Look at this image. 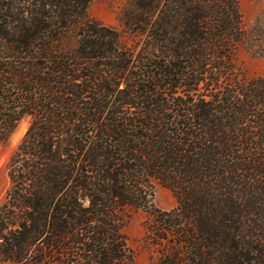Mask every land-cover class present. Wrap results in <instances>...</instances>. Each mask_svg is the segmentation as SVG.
I'll return each instance as SVG.
<instances>
[{"label":"trees","instance_id":"trees-1","mask_svg":"<svg viewBox=\"0 0 264 264\" xmlns=\"http://www.w3.org/2000/svg\"><path fill=\"white\" fill-rule=\"evenodd\" d=\"M0 0V140L29 120L0 202V262L264 264V75L240 73V0ZM156 182L177 198L157 207Z\"/></svg>","mask_w":264,"mask_h":264},{"label":"rangeland","instance_id":"rangeland-1","mask_svg":"<svg viewBox=\"0 0 264 264\" xmlns=\"http://www.w3.org/2000/svg\"><path fill=\"white\" fill-rule=\"evenodd\" d=\"M243 15L245 39L237 49V61L240 73L247 79L264 75V0H240ZM135 0H93L89 6L90 16L101 23L111 25L124 32L128 45L135 40H128L126 32V13L137 11ZM30 121H23L8 140H0V202L9 186L8 164L10 158L25 135ZM156 200L158 208L171 210L177 206L174 193L156 182ZM150 218L148 212H134L126 226L129 244L135 252L137 264H152L157 252L146 244V225ZM0 264H12L0 262Z\"/></svg>","mask_w":264,"mask_h":264}]
</instances>
